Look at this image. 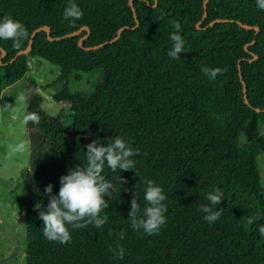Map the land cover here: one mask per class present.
I'll list each match as a JSON object with an SVG mask.
<instances>
[{
	"label": "trees",
	"instance_id": "16d2710c",
	"mask_svg": "<svg viewBox=\"0 0 264 264\" xmlns=\"http://www.w3.org/2000/svg\"><path fill=\"white\" fill-rule=\"evenodd\" d=\"M69 2L0 0V19L10 15L28 31L19 49L0 40V94L39 57L59 68L62 88L51 98L68 111L46 114L36 81L27 78L25 115L39 120L25 123V264H264L256 163L264 135L239 140L249 121L264 119V10L256 0H72L83 13L72 21L63 17ZM171 20L185 41L179 59L167 54ZM42 26L48 31H36ZM202 67L225 71L210 80ZM93 72L98 78L87 91L68 90L71 78ZM117 136L140 155L132 157L134 170L105 165L102 175L114 185L100 214L107 222L67 225L70 243L48 241L36 209L48 205L45 188L58 195L60 178L86 164V146ZM146 179L163 189L167 206L166 224L151 236L128 220L134 195L138 216L147 206ZM213 188L224 193L215 206L224 211L209 224L199 207ZM249 216L259 219L247 225ZM117 244L123 259L110 251Z\"/></svg>",
	"mask_w": 264,
	"mask_h": 264
},
{
	"label": "clouds",
	"instance_id": "9594fccd",
	"mask_svg": "<svg viewBox=\"0 0 264 264\" xmlns=\"http://www.w3.org/2000/svg\"><path fill=\"white\" fill-rule=\"evenodd\" d=\"M257 7L264 10V0H256ZM83 16L81 9L76 3L70 0L65 8L63 17L72 21L79 20ZM175 29L170 34L172 48L168 51V56L172 59H179V54L184 52L185 41L179 34L181 25L175 20L169 21ZM28 37L26 27L19 21L14 20L10 15H5L0 19V40H12L13 47L19 49L21 42ZM225 69L220 67H202L201 72L210 80H215L218 75L223 74ZM18 99H25L23 92L18 95ZM36 114H28L24 117V123L29 121L38 122ZM86 154V164L77 166L75 170H70L69 174L60 178V188L58 195L53 194V186L48 185L45 193L49 202L46 208L41 211V205L37 204L39 218L43 221V235L48 241L68 244L71 241V233L67 225L72 229L85 228L94 225L101 228L106 222V217H101V212L109 207L105 201V196H112L114 185L106 179L102 173L105 165L116 172L134 170L136 164L133 156L140 155V149H133L132 145L123 138L117 136L109 139L107 146H104L99 139L88 144ZM25 142L17 143L12 151L23 152ZM122 178L120 177V180ZM146 185L144 199L147 206L143 210V215L138 216L140 204L134 195L131 201V211L129 212L130 226L134 230H143L145 234L151 236L157 234L161 227L166 224L165 213L167 206L163 203L166 196L163 189L156 186L150 179L144 181ZM112 190V191H110ZM224 193L222 190L213 188L206 194L205 199L208 205H201L199 211L204 213L203 219L209 224L217 221L223 214L224 209L215 206L221 205ZM259 219V216H249L246 224L252 225ZM258 232L264 236V224L259 225ZM124 238V233H120V239ZM113 256L119 259L124 258V248L117 244L116 248H111Z\"/></svg>",
	"mask_w": 264,
	"mask_h": 264
},
{
	"label": "rangeland",
	"instance_id": "374dc122",
	"mask_svg": "<svg viewBox=\"0 0 264 264\" xmlns=\"http://www.w3.org/2000/svg\"><path fill=\"white\" fill-rule=\"evenodd\" d=\"M27 72L5 87L0 94V264H25L26 233L24 206L26 200L25 171L28 161V138L25 131V99L23 92L27 78L36 81V92L41 97V109L48 115H56L63 109L68 115L67 104L60 106L51 98L62 88L55 82L59 68L39 57L29 58ZM98 78V72L78 73L68 81L71 92L87 91ZM264 135V119L247 123L240 135V142L250 137ZM20 141L25 142L23 152L12 151ZM260 184L264 188V149L256 157Z\"/></svg>",
	"mask_w": 264,
	"mask_h": 264
},
{
	"label": "water",
	"instance_id": "95a60500",
	"mask_svg": "<svg viewBox=\"0 0 264 264\" xmlns=\"http://www.w3.org/2000/svg\"><path fill=\"white\" fill-rule=\"evenodd\" d=\"M131 3H132V0H128V5L131 6ZM82 28L85 29V30H87V27H82ZM40 29H43L46 32L48 31V27L47 26H42L41 28L36 29V31H38ZM254 29L256 30V27H254ZM75 33L76 32H73L72 34H75ZM47 38H48V40H52V38L49 37V36ZM30 42H31V38L29 39V44H30ZM29 44L26 46V48L24 50L19 51L18 54L21 53V52H26L29 49ZM2 53H3V51H2Z\"/></svg>",
	"mask_w": 264,
	"mask_h": 264
}]
</instances>
